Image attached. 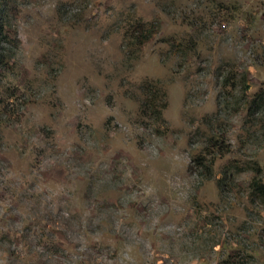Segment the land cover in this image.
<instances>
[{
	"label": "rangeland",
	"instance_id": "obj_1",
	"mask_svg": "<svg viewBox=\"0 0 264 264\" xmlns=\"http://www.w3.org/2000/svg\"><path fill=\"white\" fill-rule=\"evenodd\" d=\"M0 1V264H264V0Z\"/></svg>",
	"mask_w": 264,
	"mask_h": 264
},
{
	"label": "trees",
	"instance_id": "obj_2",
	"mask_svg": "<svg viewBox=\"0 0 264 264\" xmlns=\"http://www.w3.org/2000/svg\"><path fill=\"white\" fill-rule=\"evenodd\" d=\"M147 37L141 41L140 44L145 42ZM9 44L14 47H19V39L17 34H13L10 29L8 14L6 12V6L3 1H0V76L3 74L8 75L7 71L9 70L12 59L10 49L8 48ZM158 91V90H157ZM160 94L161 91H159ZM157 92V98H154L153 94L147 103V107L151 113V116L155 121H158L162 118V107H160V95ZM164 96V95H163ZM156 101V103H155ZM203 165V163H201ZM250 192L252 195L264 200V183H262L257 177H253L249 183Z\"/></svg>",
	"mask_w": 264,
	"mask_h": 264
}]
</instances>
